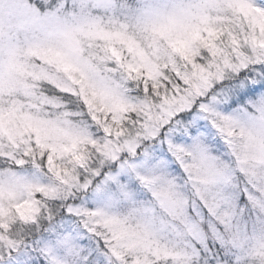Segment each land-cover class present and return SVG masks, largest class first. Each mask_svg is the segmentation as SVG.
<instances>
[{"label":"snow or ice","instance_id":"6c2138e0","mask_svg":"<svg viewBox=\"0 0 264 264\" xmlns=\"http://www.w3.org/2000/svg\"><path fill=\"white\" fill-rule=\"evenodd\" d=\"M0 264H264V0H0Z\"/></svg>","mask_w":264,"mask_h":264}]
</instances>
